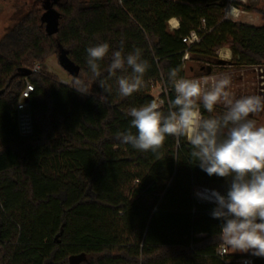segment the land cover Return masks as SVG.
<instances>
[{"label":"trees","instance_id":"16d2710c","mask_svg":"<svg viewBox=\"0 0 264 264\" xmlns=\"http://www.w3.org/2000/svg\"><path fill=\"white\" fill-rule=\"evenodd\" d=\"M227 4L56 0L61 18L53 36L38 10L16 12L17 22L0 39V264H70L74 255L84 256L79 264H223L217 255L222 221L211 215L216 204L197 201L194 191L210 186L227 193L230 178L201 170L184 138L177 146L168 136L153 153L121 143L117 134L129 129L130 108L156 99L157 83L167 111V100L175 98L173 68L188 79L196 63L215 64L224 46L237 66L264 65V23L228 20ZM172 19L178 28L170 27ZM192 31L200 41L189 46L183 39ZM104 42L110 48L99 79L116 50L126 56L140 48L150 64L146 86L131 96L121 97L115 78L109 79L107 103L100 102L103 90L86 63V49ZM61 49L81 68L73 81L85 80L92 94L81 95L43 66L32 72ZM26 78L35 86L29 137L19 133L16 107ZM224 111L215 106L208 113L201 105L208 117ZM250 257L264 264V257Z\"/></svg>","mask_w":264,"mask_h":264},{"label":"clouds","instance_id":"9594fccd","mask_svg":"<svg viewBox=\"0 0 264 264\" xmlns=\"http://www.w3.org/2000/svg\"><path fill=\"white\" fill-rule=\"evenodd\" d=\"M237 9L230 3L226 16H234ZM107 42L86 49V63L99 87L101 103H107L115 78L121 97L131 96L146 86L144 76L150 64L142 59V50L123 54L112 52L107 76H102L100 61L109 53ZM131 69L130 74H123ZM119 73H122L118 75ZM178 68L169 71L175 98L167 100V111H162L165 100L153 99L139 108L132 107L130 127L117 134L123 144L153 153L163 147L168 136L180 138L191 145L190 155L209 176L230 178L226 195L212 191L216 203L211 215L222 221L221 247L226 252L251 253L264 257V124L258 125L251 115L264 111V96L248 95L237 98L230 91L231 77L178 78ZM73 89L81 95L92 94L89 83L81 78L73 81ZM201 105L212 113L216 105H223L220 116L205 117ZM132 129H135L134 133Z\"/></svg>","mask_w":264,"mask_h":264},{"label":"rangeland","instance_id":"374dc122","mask_svg":"<svg viewBox=\"0 0 264 264\" xmlns=\"http://www.w3.org/2000/svg\"><path fill=\"white\" fill-rule=\"evenodd\" d=\"M44 2L45 0H0V39L6 35L17 22V11L22 10L24 13H27L31 10H38L41 17L45 12L43 9ZM230 3L238 10L234 16H226V11ZM224 14L228 20L261 25L264 23V0H228V4L224 9ZM174 24L175 23L170 21V27L172 29H175ZM224 49H230V47L224 46L217 52L218 58L215 64L211 65L207 62L196 63L195 72L194 74L189 73L190 76L188 79H202L206 76L219 78L223 75H228L231 77L230 91H232L237 98L248 95L264 96V65L255 67L237 66L232 61L233 54L231 49L230 59H225L222 56L221 53ZM42 66L50 75L56 77L60 82L65 84L73 82V77L61 66L56 52L51 54ZM200 67H202V69H200ZM163 93L164 89L160 83H157L152 89V94L156 99H162ZM216 106L224 108L223 105ZM250 118L255 119L258 125H262L264 124V111L251 115ZM200 187L203 186H196L194 193H196ZM209 188L211 187L209 186ZM217 190L219 189L217 188ZM236 253H238V256H252L251 253Z\"/></svg>","mask_w":264,"mask_h":264},{"label":"built area","instance_id":"2783aa9c","mask_svg":"<svg viewBox=\"0 0 264 264\" xmlns=\"http://www.w3.org/2000/svg\"><path fill=\"white\" fill-rule=\"evenodd\" d=\"M183 41L187 43L189 46H191L200 41L199 33L196 31H192L189 36L183 39ZM189 59H190V54L187 51L183 57V60L186 62ZM41 71H42V64L41 63L34 64V66L32 67V72L40 73ZM25 81H26V85L20 94L16 107L18 112L19 133L23 137H29L33 135L35 130L33 113L30 105V98L32 96V93L35 91V86L28 78H26ZM213 190L218 191L222 195L227 194L217 189H211L209 187H200L198 188L196 193H194V197L199 202L215 203L214 199L212 198ZM217 255L221 259L223 264H255L254 258L250 256L231 258L229 256L230 253L224 251V249L221 246L217 251Z\"/></svg>","mask_w":264,"mask_h":264},{"label":"water","instance_id":"95a60500","mask_svg":"<svg viewBox=\"0 0 264 264\" xmlns=\"http://www.w3.org/2000/svg\"><path fill=\"white\" fill-rule=\"evenodd\" d=\"M56 0H45L44 8L45 12L43 14V21L46 25V31L49 35L53 36L59 32V24L61 14L54 7ZM59 62L61 66L72 76L77 77L80 74L81 68L77 65L67 54L66 50L61 49L58 55ZM31 74V71L27 72V75ZM205 117H208L204 115ZM84 260L83 255H74L70 257V264H79Z\"/></svg>","mask_w":264,"mask_h":264},{"label":"bare ground","instance_id":"6f19581e","mask_svg":"<svg viewBox=\"0 0 264 264\" xmlns=\"http://www.w3.org/2000/svg\"><path fill=\"white\" fill-rule=\"evenodd\" d=\"M171 22H173V23H175L174 24V27H177L178 26V20L177 19H172L171 20ZM222 51V50H221ZM222 56L225 58V59H230L231 58V51H230V49H224L223 51H222Z\"/></svg>","mask_w":264,"mask_h":264},{"label":"crops","instance_id":"0c3cea01","mask_svg":"<svg viewBox=\"0 0 264 264\" xmlns=\"http://www.w3.org/2000/svg\"><path fill=\"white\" fill-rule=\"evenodd\" d=\"M178 20V19H177ZM178 22H179V20H178ZM179 27V23H178V26L177 27H175V28H178ZM230 253V255H235L236 257H243V256H238L237 254L238 253H231V252H229Z\"/></svg>","mask_w":264,"mask_h":264}]
</instances>
